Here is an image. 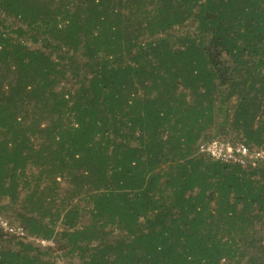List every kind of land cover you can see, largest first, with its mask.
I'll return each mask as SVG.
<instances>
[{
  "label": "trees",
  "instance_id": "1",
  "mask_svg": "<svg viewBox=\"0 0 264 264\" xmlns=\"http://www.w3.org/2000/svg\"><path fill=\"white\" fill-rule=\"evenodd\" d=\"M213 140L264 149V0H0V264H264Z\"/></svg>",
  "mask_w": 264,
  "mask_h": 264
},
{
  "label": "built area",
  "instance_id": "2",
  "mask_svg": "<svg viewBox=\"0 0 264 264\" xmlns=\"http://www.w3.org/2000/svg\"><path fill=\"white\" fill-rule=\"evenodd\" d=\"M199 150L227 163L232 162L240 165L252 166L260 163V161H264L263 148L251 149L242 142L231 143L229 141L222 142L219 140H213L211 142L201 144L199 146ZM0 223L4 225L7 230L13 229L3 220H0Z\"/></svg>",
  "mask_w": 264,
  "mask_h": 264
},
{
  "label": "rangeland",
  "instance_id": "3",
  "mask_svg": "<svg viewBox=\"0 0 264 264\" xmlns=\"http://www.w3.org/2000/svg\"><path fill=\"white\" fill-rule=\"evenodd\" d=\"M63 261H64V260H60L59 262H61V263H62Z\"/></svg>",
  "mask_w": 264,
  "mask_h": 264
}]
</instances>
